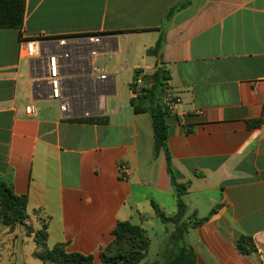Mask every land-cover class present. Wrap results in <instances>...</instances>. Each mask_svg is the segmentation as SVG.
Masks as SVG:
<instances>
[{"label": "crops", "instance_id": "1", "mask_svg": "<svg viewBox=\"0 0 264 264\" xmlns=\"http://www.w3.org/2000/svg\"><path fill=\"white\" fill-rule=\"evenodd\" d=\"M24 1L22 29L0 28V179L28 197L27 219L0 222V264H43L34 252L44 224L49 248L66 243L101 264L118 222L136 219L145 230L149 218L162 221L153 204L177 213L152 118L131 105L135 71L144 80L163 65L180 99L167 123L178 182L188 185L185 221L209 220L180 242L172 223L162 256L190 246L197 264H264V123L249 126L263 117L264 0ZM84 36H105L104 52L62 72L61 99L51 98L21 41L54 52L60 45L45 41ZM161 36V52L150 54ZM92 67L107 79H93ZM244 236L254 240L250 254L238 249Z\"/></svg>", "mask_w": 264, "mask_h": 264}, {"label": "trees", "instance_id": "2", "mask_svg": "<svg viewBox=\"0 0 264 264\" xmlns=\"http://www.w3.org/2000/svg\"><path fill=\"white\" fill-rule=\"evenodd\" d=\"M180 7H171L165 15L169 19ZM26 4L24 0H0V28H11L21 30L24 24ZM165 38L161 36L155 47L149 50L152 55H159ZM141 70H136L134 81L138 79ZM171 79L170 69L163 65L157 67L155 72L147 79H144V86L136 90L135 85L131 89L135 97L131 99V105L136 114L149 113L152 118L154 135V155L158 158L161 152L166 156L167 171L177 197V213L173 217H166L156 204H153L157 214L165 223H173L176 229L172 235V240L180 242L191 227H197L209 220V217L196 219L191 217L185 221L187 215V205L183 201V196L187 193L188 185L178 182L172 156L168 146L167 116L168 108L164 104V93L169 87ZM89 121H94L89 119ZM264 123L263 117L260 120L250 121V127H257ZM28 197L26 195H16L12 185L0 179V222L6 227L24 224L27 219ZM213 210L210 215H213ZM113 241L100 253L101 264H140L146 257L150 240L145 230L132 224L130 221L118 222L113 230ZM48 227L43 225L35 235L37 250L34 257L43 264H94V255H83L77 252H67L66 243H59L53 248L47 245ZM238 249L243 254H250L255 251L256 246L251 237H241L238 241ZM146 264V263H144ZM158 264H197V256L190 246H182L177 252L168 254L162 263Z\"/></svg>", "mask_w": 264, "mask_h": 264}, {"label": "built area", "instance_id": "3", "mask_svg": "<svg viewBox=\"0 0 264 264\" xmlns=\"http://www.w3.org/2000/svg\"><path fill=\"white\" fill-rule=\"evenodd\" d=\"M42 40H29L23 39L21 41L24 56L29 60L37 59L36 67L44 70L46 73L45 79L51 86V95L53 99H61L60 86H61V73L72 69L75 62H81L86 56L92 63L97 56L104 52L100 36H86V37H73L71 39L61 38L59 47L53 52L47 49H40ZM91 77L99 81H105L107 74L102 72L96 67H92ZM136 90L144 86L142 77H138L136 81L132 82ZM180 99L171 88H167L164 93V104L168 110H172L179 103ZM69 105L67 101L62 102L61 110H68ZM27 115H35L37 108L34 105L27 106ZM126 172V170H125Z\"/></svg>", "mask_w": 264, "mask_h": 264}, {"label": "rangeland", "instance_id": "4", "mask_svg": "<svg viewBox=\"0 0 264 264\" xmlns=\"http://www.w3.org/2000/svg\"><path fill=\"white\" fill-rule=\"evenodd\" d=\"M133 224H138V220H133ZM173 228L172 223H165L159 219L149 218L145 224V232L147 237L151 241V246L145 257V259L140 264H158L164 261L162 256L161 247L164 242L170 240L171 229ZM94 264H99L95 262Z\"/></svg>", "mask_w": 264, "mask_h": 264}, {"label": "water", "instance_id": "5", "mask_svg": "<svg viewBox=\"0 0 264 264\" xmlns=\"http://www.w3.org/2000/svg\"><path fill=\"white\" fill-rule=\"evenodd\" d=\"M84 37H86V36H84ZM107 37V36H106ZM72 37H68V38H64V39H66V40H68V39H71ZM101 39H102V41H104L105 42V40H106V38H105V36H102L101 37ZM109 39V38H108ZM60 38H58V39H52V40H48V41H45L44 43L46 44V45H49V46H51V47H55V46H57L59 43H60ZM160 66H162V64H160Z\"/></svg>", "mask_w": 264, "mask_h": 264}]
</instances>
